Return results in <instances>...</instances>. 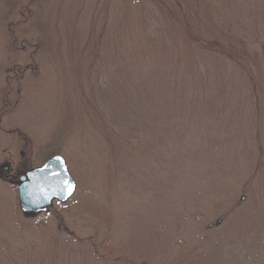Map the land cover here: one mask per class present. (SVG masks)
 I'll use <instances>...</instances> for the list:
<instances>
[{"label": "rangeland", "instance_id": "obj_1", "mask_svg": "<svg viewBox=\"0 0 264 264\" xmlns=\"http://www.w3.org/2000/svg\"><path fill=\"white\" fill-rule=\"evenodd\" d=\"M0 264H264V0H0Z\"/></svg>", "mask_w": 264, "mask_h": 264}, {"label": "water", "instance_id": "obj_2", "mask_svg": "<svg viewBox=\"0 0 264 264\" xmlns=\"http://www.w3.org/2000/svg\"><path fill=\"white\" fill-rule=\"evenodd\" d=\"M19 180V207L25 215L45 214L54 202L67 203L77 190L67 161L61 155L51 156L42 165L21 175ZM221 222L219 219L217 224Z\"/></svg>", "mask_w": 264, "mask_h": 264}]
</instances>
